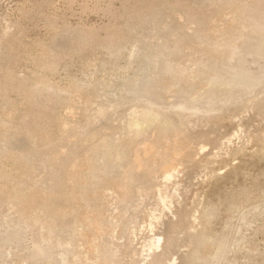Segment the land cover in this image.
Masks as SVG:
<instances>
[{
    "label": "rangeland",
    "instance_id": "374dc122",
    "mask_svg": "<svg viewBox=\"0 0 264 264\" xmlns=\"http://www.w3.org/2000/svg\"><path fill=\"white\" fill-rule=\"evenodd\" d=\"M174 1L0 0V156L31 173L0 186V264H264V0ZM51 114L77 128L52 161L28 138Z\"/></svg>",
    "mask_w": 264,
    "mask_h": 264
},
{
    "label": "bare ground",
    "instance_id": "6f19581e",
    "mask_svg": "<svg viewBox=\"0 0 264 264\" xmlns=\"http://www.w3.org/2000/svg\"><path fill=\"white\" fill-rule=\"evenodd\" d=\"M173 4L175 6H177L179 4V2L177 0H175L173 2ZM188 12L190 14H193L192 10L190 9H187ZM181 18V17H180ZM11 47V45H10ZM15 49V48H14ZM12 50V49H11ZM26 50V49H25ZM14 51V50H13ZM24 51V50H23ZM131 53V52H130ZM43 68V67H42ZM56 68V67H55ZM39 70V68H38ZM55 70L54 69V64L53 63H49V64H46L43 68V71H47V72H50ZM41 71V70H40ZM39 72V71H38ZM44 74V72H43ZM46 74V73H45ZM44 74V75H45ZM46 78V76H45ZM44 76H42V74L38 73V75L36 76V78L34 79L35 80V84H36V87L39 88L38 86H49L48 89H55L56 87L53 86V84H51L49 82V80L45 79ZM32 79V78H31ZM33 81V80H32ZM27 83V82H26ZM25 83V84H26ZM38 84V86H37ZM40 89V88H39ZM65 92H63V91ZM60 91H62L64 94L67 93H74L76 94L79 98H81L82 96V93H83V87L80 86V84H76V83H70L69 87L67 88H64ZM29 95H26V96H23L20 98V101H21V104L25 105L29 99ZM70 97V96H69ZM76 98V97H75ZM82 100V99H81ZM84 100V99H83ZM73 101V100H72ZM80 101V100H79ZM86 101V99L84 100ZM89 102V101H88ZM88 104V103H87ZM61 105H65L67 106L70 110H73V104L72 102L70 101V99L67 97H65V99L63 100V102L58 105L61 106ZM62 107V106H61ZM88 108V107H87ZM4 111H5V116H8L10 118H13L15 116V114L17 115V117L19 116L18 115V107L15 103V101L10 104V105H4L3 107ZM68 110V109H67ZM69 110V111H70ZM99 110V108H98ZM97 110V111H98ZM96 111V112H97ZM20 113V112H19ZM70 114V113H69ZM68 114V115H69ZM5 116H2L3 118ZM22 116V115H21ZM20 116V117H21ZM70 116V115H69ZM16 118V117H15ZM9 119V118H8ZM73 119V118H72ZM5 120V119H4ZM7 120V119H6ZM19 117H18V121L15 125L18 126V123H19ZM1 121V120H0ZM10 121V120H9ZM13 121V120H12ZM15 121V120H14ZM55 122H56V115H54L52 117V114H51V117L49 116H46L44 118V121L43 123H40L38 124L37 126V130L36 132L32 133V134H29L28 138L31 140L30 142V146H29V149L30 151L29 152H32V153H35L36 151H38V149H42L44 147H50V148H53L54 151L51 153V158H50V161L56 159L57 157L61 156L62 154H64L70 147V145L72 143H74V140L76 139V136H73V140L72 141H68L67 143L64 141V137L63 138V135L64 133L66 132V130H76L77 128H74L73 126L69 125L68 123H62L58 128L55 126ZM1 123V122H0ZM9 124V123H8ZM12 124V123H11ZM13 124V125H14ZM4 125V124H3ZM10 125V124H9ZM16 126V127H17ZM8 127V126H7ZM9 128L8 130H0V141L4 140L6 138V136L10 135V134H14L17 130V128ZM52 128L55 129V132L54 134H50ZM53 129V130H54ZM77 131H80L79 128ZM132 131H136V129H132ZM72 132V131H71ZM65 136V135H64ZM78 139V138H77ZM68 140V139H67ZM70 140V139H69ZM78 142V141H77ZM69 146V147H68ZM88 146V145H87ZM93 146V145H92ZM98 148V145L95 146V147H91V151H94ZM27 149V147H26ZM87 149V148H86ZM88 151V150H87ZM86 151V152H87ZM90 153V152H89ZM88 154V153H86ZM88 156V155H87ZM2 159V160H1ZM4 161H8L9 164H10V168H5V164H4ZM71 162V161H70ZM16 164L17 162L15 160H13L9 154H5L3 156H0V186H4L6 184L10 185L11 188L9 189V191L7 190V193H6V196H7V200L11 197L12 195V192L16 189L15 186H13V184H16V181L18 184H21V185H24L25 182H27L24 178V175H27L29 174L30 172H27V173H23V172H19L15 167H16ZM32 168V167H30ZM69 172V170H71ZM69 170L66 171L65 175H64V178H63V182L66 183V188L63 189L62 193H61V197L64 198V199H68V194L76 187L75 186V183L76 181L78 180V172L80 173V163L76 160V161H72L70 164H69ZM177 169H173V170H169V171H165L162 175H161V178L162 180L165 181H168L170 180L171 178H173L175 176V171ZM15 172H17L15 174V178L17 179H14L13 181L15 182H11L9 181L5 176H9V175H12L14 174ZM32 172V171H31ZM31 174V173H30ZM29 174V175H30ZM34 174V172H33ZM32 174V175H33ZM81 174V173H80ZM28 175H27V180H28ZM30 181V179L28 180V182ZM171 182V180L169 181ZM63 183V184H64ZM167 183V182H166ZM165 183V184H166ZM169 185V184H168ZM65 186V185H64ZM30 187H27V188H24L22 189L18 194H16V197L13 199V200H18L19 203L21 204V201H20V198L22 199V205L23 207L25 208L26 210V214H27V217H26V221L28 223H35L41 216V212L38 211L36 213V210L38 208V206H36L35 204V200H34V196L33 194L31 193L30 191ZM12 200V201H13ZM164 199H162L161 197H158V201L159 202H163ZM171 227H170V232H172L173 230L175 231H178L181 229V225L177 222V223H171ZM161 237V236H160ZM163 240V239H162ZM168 240L169 238L167 237V244H168ZM166 241V240H165Z\"/></svg>",
    "mask_w": 264,
    "mask_h": 264
}]
</instances>
